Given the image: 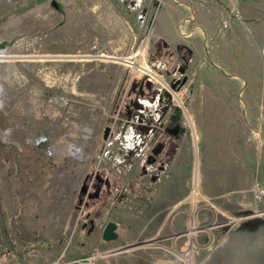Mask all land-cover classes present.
I'll use <instances>...</instances> for the list:
<instances>
[{"label":"rangeland","instance_id":"rangeland-1","mask_svg":"<svg viewBox=\"0 0 264 264\" xmlns=\"http://www.w3.org/2000/svg\"><path fill=\"white\" fill-rule=\"evenodd\" d=\"M0 86V264H264V0H0ZM167 103L162 188L130 151Z\"/></svg>","mask_w":264,"mask_h":264},{"label":"flooded vegetation","instance_id":"flooded-vegetation-1","mask_svg":"<svg viewBox=\"0 0 264 264\" xmlns=\"http://www.w3.org/2000/svg\"><path fill=\"white\" fill-rule=\"evenodd\" d=\"M149 87V86H147ZM151 87V86H150ZM149 87V88H150ZM168 93V91H166ZM145 94H139L137 95L138 97V102L139 104L142 105V107H136L134 105V99H131L129 104H128V118L129 120L127 122H130V120L137 116L134 114L135 110H138L139 112H144V105L140 101V98H143ZM147 97H152L154 98V95H147ZM169 98V97H168ZM160 120L157 122V124H153L152 127H150L149 133L147 130H142L141 128L135 130V134H139L141 136L145 135L146 141L149 143V151L146 152L145 155H142L141 152L139 151V144L134 145V151H130L134 157H139L141 159V170H140V178H147L149 180V183L155 185L159 182H162L164 178L169 175L168 170H170V166L172 165L173 162V156L171 153L175 150L177 143L176 141L179 140V134L181 131V126L179 128V132L177 135L173 134L171 132V129L175 125H180L179 120L177 118V114L174 113L173 110L170 109V104L167 103V107L162 110ZM148 117V115L146 116ZM138 124H143L145 118L138 116ZM160 129V130H159ZM113 132V127L110 126L109 133L105 139L109 138L110 135ZM152 159L151 162L149 160ZM91 174H87L85 181L88 185V191L86 192L89 194V191L91 189V185H93V189L95 188L96 190H99V195L102 193H111V182L109 177H103L101 172L97 170L95 172V177H92L91 181ZM146 180V179H145ZM90 181V183H89ZM95 181V182H94ZM93 193L90 194V196ZM83 193V192H82ZM98 195V196H99ZM92 197V196H91ZM96 197V196H95ZM91 223V232L95 230L96 227V221L95 219L90 220ZM103 233V232H102ZM1 241V240H0ZM1 244V242H0Z\"/></svg>","mask_w":264,"mask_h":264},{"label":"water","instance_id":"water-1","mask_svg":"<svg viewBox=\"0 0 264 264\" xmlns=\"http://www.w3.org/2000/svg\"><path fill=\"white\" fill-rule=\"evenodd\" d=\"M145 81L143 80L142 83H141V91L139 92L140 94H144V90L142 89L143 85H144ZM147 86H151V82L150 81H147L146 83ZM138 97H136L134 99V105L136 107H142L141 104H139L138 102ZM179 128H180V125H175L172 129H171V132L175 135L178 134L179 132ZM109 130H110V126H107L106 129H105V133H104V137H107L108 133H109ZM152 159L149 160V162H151ZM88 191V185L86 182H84L83 186H82V189H81V192L83 193H86ZM99 195V190H96V192L94 194H92L91 196L92 197H95V196H98ZM117 223L114 222V221H109L105 227H104V230H103V233H102V238L104 240H107V241H111V240H115L118 238V232H117ZM1 242V241H0Z\"/></svg>","mask_w":264,"mask_h":264},{"label":"built area","instance_id":"built-area-1","mask_svg":"<svg viewBox=\"0 0 264 264\" xmlns=\"http://www.w3.org/2000/svg\"><path fill=\"white\" fill-rule=\"evenodd\" d=\"M166 91H168V95L169 96L172 94L171 91H170V89L167 88ZM140 101L142 102V104L144 105V107L147 106L148 99H144V97H143V98H140ZM149 114L150 113H148L147 115H149ZM147 115H145V116H147ZM160 118H161V115H160V113H158L157 114V117H156V120L159 121ZM126 131H127V129H124L123 130L124 133H126ZM144 137H145V135H143V136H141L139 134L136 135L135 134V131H134L133 138H135L136 141L134 142L133 147H134L135 144H139L138 148H139V151L141 152L142 155H145L146 153H144L143 147L141 145L142 144L148 145V142L146 141V137L145 138ZM148 150H149V145H148ZM98 258H99L98 254H91V255H86V256H82V257L75 258L73 260L67 261V262L62 263V264H99V259Z\"/></svg>","mask_w":264,"mask_h":264},{"label":"crops","instance_id":"crops-1","mask_svg":"<svg viewBox=\"0 0 264 264\" xmlns=\"http://www.w3.org/2000/svg\"><path fill=\"white\" fill-rule=\"evenodd\" d=\"M189 8H191V6L189 5L188 6ZM262 102H264V97L262 98ZM193 107V106H192ZM258 123H259V125H260V127H259V130L258 131H260V132H258V133H256V134H259V133H261L262 134V136L264 137V115L261 117V118H259L258 119ZM254 129V131H256V129L255 128H253ZM178 146V145H177ZM172 166H173V168H172V171H173V173H172V175H171V177L169 178V179H167V180H163L162 182H159V184L162 186L163 185V187L162 188H164L166 185V182H171V178L174 176V172H176V169H175V167L177 166L178 167V165L177 164H175L174 163V161L172 162ZM178 172V171H177ZM176 172V173H177ZM165 185V186H164ZM157 186H158V183H157ZM161 188V187H160ZM159 190V189H158ZM169 191V188L167 189V191L166 192H168ZM194 191L195 192H198V188H197V186L195 187V189H194ZM165 192V193H166ZM158 193H161V190H159L158 191ZM168 195V194H167ZM181 196L182 195H178L177 197L179 198V199H181ZM183 197V196H182ZM165 200H169L170 198H169V196H166L165 198H164ZM112 220V219H111ZM104 230V229H103ZM103 232V231H102ZM101 239H102V235H101ZM105 241V240H104Z\"/></svg>","mask_w":264,"mask_h":264},{"label":"bare ground","instance_id":"bare-ground-1","mask_svg":"<svg viewBox=\"0 0 264 264\" xmlns=\"http://www.w3.org/2000/svg\"><path fill=\"white\" fill-rule=\"evenodd\" d=\"M1 56H3V55H1ZM145 72V71H144ZM147 72H149V73H151L153 76H154V72H152V71H150V70H148L147 69ZM154 77H156V76H154ZM0 91H1V86H0ZM74 151V150H73Z\"/></svg>","mask_w":264,"mask_h":264}]
</instances>
